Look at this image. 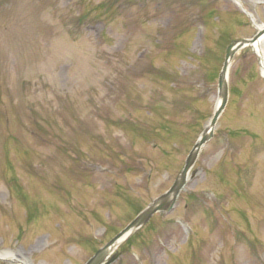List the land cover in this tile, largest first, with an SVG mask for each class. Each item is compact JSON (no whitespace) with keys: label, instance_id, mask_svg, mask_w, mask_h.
<instances>
[{"label":"rangeland","instance_id":"374dc122","mask_svg":"<svg viewBox=\"0 0 264 264\" xmlns=\"http://www.w3.org/2000/svg\"><path fill=\"white\" fill-rule=\"evenodd\" d=\"M257 24L264 0H0V254L87 264L176 181L221 102L227 47ZM227 83L175 207L112 264H264V77L251 47Z\"/></svg>","mask_w":264,"mask_h":264},{"label":"water","instance_id":"95a60500","mask_svg":"<svg viewBox=\"0 0 264 264\" xmlns=\"http://www.w3.org/2000/svg\"><path fill=\"white\" fill-rule=\"evenodd\" d=\"M263 34H264V31H261L251 40H242L239 42H235L227 48L226 59H225L222 71L219 75V95L221 98V103L218 105L213 115V118L210 122L209 127L204 131V133L201 135V137L195 144L194 149L191 151L190 155L188 156L186 160L183 170L181 171V173L179 174L178 178L176 179L172 187L169 189V191L163 194L157 200H155L151 205H149L142 212H140L139 215L123 231H121L116 237H114L104 248L100 249L87 264H99L105 258L106 254L108 253L107 252L108 249L112 247H116L119 241H121L123 238H126L128 234H131L132 232L136 231L137 229L142 227L144 224H146L155 213L160 212V211L171 210L179 191L182 189V187L185 184L186 175L189 169L191 168L193 162L195 161L201 147L208 140L212 138L213 129L221 113L223 112L226 106L227 93H228L227 71H228L229 64L234 54L240 49H242L243 47H245L247 44L257 40ZM116 257L117 255H115L111 259L110 262L115 260Z\"/></svg>","mask_w":264,"mask_h":264},{"label":"bare ground","instance_id":"6f19581e","mask_svg":"<svg viewBox=\"0 0 264 264\" xmlns=\"http://www.w3.org/2000/svg\"><path fill=\"white\" fill-rule=\"evenodd\" d=\"M256 27L259 32L264 31V24H257ZM263 40H264V34L261 37H259L257 40L251 42L249 44V47H251L254 53L259 57V63L262 69V76L264 77V49L262 46ZM109 251L110 250L108 249L107 252ZM0 258H10L14 260V257H12V255H9L8 253L0 254ZM16 261L19 260L17 259Z\"/></svg>","mask_w":264,"mask_h":264}]
</instances>
